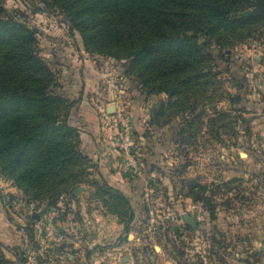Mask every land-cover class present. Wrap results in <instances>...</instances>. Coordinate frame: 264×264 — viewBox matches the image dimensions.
Segmentation results:
<instances>
[{
	"label": "rangeland",
	"instance_id": "1",
	"mask_svg": "<svg viewBox=\"0 0 264 264\" xmlns=\"http://www.w3.org/2000/svg\"><path fill=\"white\" fill-rule=\"evenodd\" d=\"M249 1L257 16L264 0ZM66 3L0 0V18L34 32L60 84L53 91L74 103L71 111L85 94L100 112L110 129L104 148L130 184L114 188L134 217L95 160L56 201L28 194L0 164V245L9 264H264V20L240 29H253L249 38L221 27L224 45L213 33L200 36L218 80L207 84L198 117L128 75L130 59L85 49ZM18 48V35L0 39V50ZM13 107L0 105V124Z\"/></svg>",
	"mask_w": 264,
	"mask_h": 264
},
{
	"label": "trees",
	"instance_id": "2",
	"mask_svg": "<svg viewBox=\"0 0 264 264\" xmlns=\"http://www.w3.org/2000/svg\"><path fill=\"white\" fill-rule=\"evenodd\" d=\"M76 1L66 0V7L85 49L130 59L128 75L138 77L153 91L168 94L170 103L180 101L185 112L198 117L197 108L210 97L207 84L218 80L215 57L200 36L209 39L213 33L218 44L224 45L216 35L221 27L249 38L253 29H240L264 20L248 12L249 0ZM86 2L92 9L88 13V5H81ZM97 14L101 17L96 19ZM15 35L20 48L0 50V105L3 109L7 104L14 106L0 124V164L28 194L56 201L81 183L78 175L95 163L80 149V131L69 119L74 103L68 104L53 91L60 84L36 51L34 32L11 18H0V39ZM102 180L127 205L133 219L127 196ZM210 210L213 220L214 206ZM9 263L0 245V264Z\"/></svg>",
	"mask_w": 264,
	"mask_h": 264
},
{
	"label": "crops",
	"instance_id": "3",
	"mask_svg": "<svg viewBox=\"0 0 264 264\" xmlns=\"http://www.w3.org/2000/svg\"><path fill=\"white\" fill-rule=\"evenodd\" d=\"M90 100L91 99H89L87 95L83 94L81 101L77 103L70 114V119H72L75 114H79L80 116L79 121L75 124L70 120L72 125L82 129V131H80L82 141L80 149L99 164L102 177L111 186L116 188H120L122 185L127 186L129 180H127L120 171H117L118 161L115 162L111 153H108V150L104 148L105 144L102 139L103 130L109 132L110 129L102 125L100 122L102 116L100 112L91 105ZM108 106L109 104L107 103V107ZM79 110L81 112H79Z\"/></svg>",
	"mask_w": 264,
	"mask_h": 264
},
{
	"label": "built area",
	"instance_id": "4",
	"mask_svg": "<svg viewBox=\"0 0 264 264\" xmlns=\"http://www.w3.org/2000/svg\"><path fill=\"white\" fill-rule=\"evenodd\" d=\"M108 115H106V117H107ZM126 126H125V128L123 129V131H124V134H121V139H122V142H121V145L125 148V152L128 154L129 152V149H128V147H129V144L130 143H128L126 140H123V138H124V135L126 136V137H128V133H129V131H130V128L128 127V125H127V123L125 124ZM122 143H124V144H122Z\"/></svg>",
	"mask_w": 264,
	"mask_h": 264
},
{
	"label": "water",
	"instance_id": "5",
	"mask_svg": "<svg viewBox=\"0 0 264 264\" xmlns=\"http://www.w3.org/2000/svg\"><path fill=\"white\" fill-rule=\"evenodd\" d=\"M257 14L264 16V3L260 7H258ZM191 223L196 226V221H191Z\"/></svg>",
	"mask_w": 264,
	"mask_h": 264
}]
</instances>
